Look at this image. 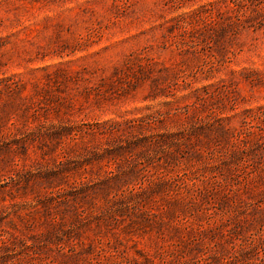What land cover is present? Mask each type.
Masks as SVG:
<instances>
[{
  "label": "rangeland",
  "instance_id": "374dc122",
  "mask_svg": "<svg viewBox=\"0 0 264 264\" xmlns=\"http://www.w3.org/2000/svg\"><path fill=\"white\" fill-rule=\"evenodd\" d=\"M0 264H264V0H0Z\"/></svg>",
  "mask_w": 264,
  "mask_h": 264
}]
</instances>
